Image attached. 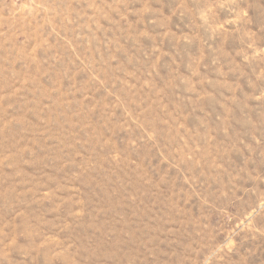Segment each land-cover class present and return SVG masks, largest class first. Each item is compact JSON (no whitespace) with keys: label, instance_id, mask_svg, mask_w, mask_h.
Masks as SVG:
<instances>
[{"label":"rangeland","instance_id":"rangeland-1","mask_svg":"<svg viewBox=\"0 0 264 264\" xmlns=\"http://www.w3.org/2000/svg\"><path fill=\"white\" fill-rule=\"evenodd\" d=\"M0 264H264V0H0Z\"/></svg>","mask_w":264,"mask_h":264}]
</instances>
